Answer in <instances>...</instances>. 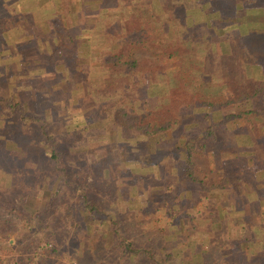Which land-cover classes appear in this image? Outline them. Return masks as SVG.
<instances>
[{
    "label": "trees",
    "instance_id": "1",
    "mask_svg": "<svg viewBox=\"0 0 264 264\" xmlns=\"http://www.w3.org/2000/svg\"><path fill=\"white\" fill-rule=\"evenodd\" d=\"M109 1L100 4L108 50L96 56L97 78L86 86L99 112L123 138L149 143L164 135L174 143L178 181L205 185L194 175L195 159L211 155L226 175L209 188H231L234 197L247 188L264 197V0ZM65 39L74 41L60 35L58 44ZM139 50L152 54L138 58ZM72 53L80 54H57ZM222 60L228 64L218 69L215 64ZM8 104L19 121L36 126H25L29 132L21 126H3L0 131V207L8 209L12 198L20 204L26 194L46 189L47 223L39 226V234L23 236L28 228L8 244L9 217L0 216V264H54L73 252L77 256L68 259L75 264L82 258L90 261L87 264H105L92 256L103 240L95 238L96 244L88 246L84 234L96 235L106 226H111V248H117L122 264H166L153 249L123 242L110 212L88 197L93 186L83 174L75 175L66 158L69 139L61 144L58 137L67 126L57 134L43 118L17 108L19 102ZM174 126L180 129L179 137L171 136ZM228 142L235 158L223 163L218 156L230 147ZM84 171L96 172L93 166ZM74 189L79 203L65 200ZM88 218L95 219L92 228Z\"/></svg>",
    "mask_w": 264,
    "mask_h": 264
},
{
    "label": "crops",
    "instance_id": "2",
    "mask_svg": "<svg viewBox=\"0 0 264 264\" xmlns=\"http://www.w3.org/2000/svg\"><path fill=\"white\" fill-rule=\"evenodd\" d=\"M102 1L0 0V54L4 53L6 60L0 66V76L11 83L4 84L0 99L15 98L21 103L22 99L34 100V109H21L26 115L43 119L47 113L44 111H49L50 101L59 99V104L54 105L52 120L44 119L47 126H85L89 131H100L95 132L96 136H87L89 147L93 148L91 152L97 153L90 156L91 162L103 159V152L95 149L102 143L114 141L124 148H121L116 169L126 175L122 179L127 181L128 189L121 195L126 196L127 208L147 210L146 207H152L151 215L164 212V222L157 227L166 228L165 235L169 239L173 237L172 240L182 236V229L192 227L191 224L200 227L196 236L208 234L201 240L216 233V264H249L253 253L255 256L264 252V197L258 198L256 191L247 188L235 197L231 188H211L207 195L200 192L196 183L178 181L174 143L167 142L164 135L150 138L149 143L148 139L123 138L121 130L106 120L92 103L86 86L97 78V74H93L98 67L96 56L107 53L109 45L104 9L99 6ZM60 35L70 36L74 41L65 39L64 43L58 44ZM53 51L56 54L78 51L80 54L56 55L57 58L49 63L48 57ZM44 106L47 108L43 109ZM74 116L81 120L71 124L68 119ZM179 130L174 126L171 136L179 137ZM228 146L233 147V144L228 142ZM130 151L133 152L131 157L123 154ZM223 153L218 156L223 163L235 158L231 149ZM206 160L216 163V156L209 155ZM209 195L211 200H208ZM206 205L214 212L204 211ZM190 207H195L196 217L184 213L183 209ZM151 215L154 222L161 218ZM231 254L237 257L231 259Z\"/></svg>",
    "mask_w": 264,
    "mask_h": 264
},
{
    "label": "rangeland",
    "instance_id": "3",
    "mask_svg": "<svg viewBox=\"0 0 264 264\" xmlns=\"http://www.w3.org/2000/svg\"><path fill=\"white\" fill-rule=\"evenodd\" d=\"M105 2L111 1L104 0V3ZM100 4L101 3H99V6H101ZM217 38L218 37L216 34V41H218ZM224 45L227 46L226 44ZM52 53L53 60H55V58L57 57H60L58 54L56 57V52ZM2 54L4 53L0 54V66H3L6 62V60L4 59V55ZM135 54L138 58H142L150 56L152 54V51L139 50L136 51ZM65 56L68 57V55ZM170 60L171 59H169L168 61ZM262 60L263 59H261V61ZM226 64H228L227 61L222 60L215 65L218 69H220L219 67H224L226 66ZM7 83L11 84L10 81L5 82V78L3 76H0V90L5 86L4 84ZM3 99L4 100H0V131H3L1 130L3 126H21L22 131L29 132V127L25 126H36L31 124L29 120H25L23 122L19 121L16 111L15 114H11V109L9 108L10 106H8V103L18 101L17 99ZM58 100L59 99H57L56 101V99H54V101H50L51 105H48L49 111H44L47 112L44 118L47 122H50L52 120L54 105L59 104ZM19 103L20 104L17 106V108L20 109H34V105H36V103H34V100L30 99H22V103L20 101ZM46 108L47 107L44 106L43 109ZM69 110L70 109L68 108V111ZM68 120L71 124H76L81 119L79 116H74ZM52 123L53 122H51V124ZM61 127L62 126H51V130L58 134ZM65 129V132L62 133L64 135L58 137L61 138V144H63L65 139H69V141L65 144H68V153L66 155L67 160L73 164L75 175L81 176L83 174L82 177L85 178L87 184H91L93 186L87 191L88 197L94 201H99V206L110 212L109 214L111 217L109 216V218L112 219L113 223H115L117 232L121 233L123 242H131L133 245L139 246L143 249L145 247L153 249L154 253L159 254L160 257L164 259V262H166V264H216V233H211V236L201 240L202 236L208 234H202L199 235V237L196 236L199 234L198 232L200 227L191 224L192 227L187 226L182 229V236L177 238V240H172L173 237L169 239V237L165 235L166 228L157 227V225L164 222L162 220V216L165 214L164 212H159L156 210L157 212H155V214L160 215L161 218L159 220L156 219V222H154L152 221L153 219L149 217L151 215L150 212L153 210L152 207H146L147 210L127 208L125 204L127 203L126 196L121 195V192L125 193L128 189L126 185L127 181L122 179L126 175L120 173L118 169H116V167L119 165V163L117 162L118 158L122 155V146H118V144H116V142L114 141L112 143L110 141V143H102V146L100 145L99 148L95 149H98L100 153L103 152V159L100 162H91V160H89L90 156H95L97 153L93 154L91 152V149L93 148L89 147L91 145L88 143L89 139H87V136H93L94 134V136H96L97 134L95 132H97L98 130L89 131L85 126H67ZM100 143L101 142L97 143V145ZM226 148H228L229 150L231 149V155H233V148ZM123 154H128L127 157H131L133 152H123ZM89 166L95 167L96 172L93 175H88L86 173L87 171H84L88 170ZM194 175L205 183V185H203L204 187L198 184L200 192L207 193L208 195L209 189L215 188H209L208 185L216 183L217 175L222 176L226 174L225 170L216 169V163H207L206 157H199L195 159ZM47 197L48 192L46 191V189H42L38 193L26 194L20 204H18L17 199L12 198V207H8V209L0 207V216L9 217L8 226L11 233L7 240L8 244H12L15 237H19L24 232V230H29L28 228H30V231L26 233L27 235H23L25 237L29 235L33 236L35 233H40L39 226H41L42 223H47V217L43 212V209H45V204L48 201ZM207 197H209L208 200H211L210 195ZM78 199V189H74L72 192H70V195H66L65 200L67 202L79 203ZM194 208L190 207L187 209H183V211L184 213L188 214V217H196L197 212L194 210ZM205 208L206 209L204 211L214 212V210L209 205H206ZM36 211H42L43 214L41 213V216H39L38 214L35 215ZM249 211L250 210H248V212ZM155 214L151 216H154ZM256 217H259V215H257ZM108 219H106V223ZM94 220V218L86 219V223L90 225V228H92V222H95ZM110 228L111 226H106V229L104 227V230L100 231L98 234L96 233V235L92 232H90V236L84 234L86 236L84 237V240L89 243L88 246H90L91 241L95 242L96 244L97 240H95V238L103 240V244L98 247L96 245L93 249L92 256L96 258V260L101 257L102 260H105V264H110L109 262H111L112 264H122L120 258L118 257L120 255H118L117 253V248H111V237L113 234L111 233ZM70 233H72V229H70ZM185 238L186 241H183ZM234 252L239 253L238 251ZM71 255L77 256V253L73 252L68 253L67 255H63L62 257H60V263L54 261V264H75V261L68 259V257ZM252 256V259H250L248 262L249 264H253V262L255 261H257L258 264H264V252L256 254L255 256L253 253ZM236 257L237 255L231 254V259H235ZM36 258L37 257L35 256L33 260ZM88 262L90 261L84 260L82 258L80 264H87Z\"/></svg>",
    "mask_w": 264,
    "mask_h": 264
}]
</instances>
